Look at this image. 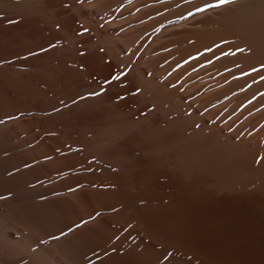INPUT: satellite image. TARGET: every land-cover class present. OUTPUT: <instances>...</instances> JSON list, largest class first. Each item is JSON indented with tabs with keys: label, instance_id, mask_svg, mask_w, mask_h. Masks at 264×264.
<instances>
[{
	"label": "bare ground",
	"instance_id": "obj_1",
	"mask_svg": "<svg viewBox=\"0 0 264 264\" xmlns=\"http://www.w3.org/2000/svg\"><path fill=\"white\" fill-rule=\"evenodd\" d=\"M50 1L0 0V264H264V13Z\"/></svg>",
	"mask_w": 264,
	"mask_h": 264
},
{
	"label": "rangeland",
	"instance_id": "obj_2",
	"mask_svg": "<svg viewBox=\"0 0 264 264\" xmlns=\"http://www.w3.org/2000/svg\"><path fill=\"white\" fill-rule=\"evenodd\" d=\"M12 1H18V2H22V1H24V0H12ZM41 1V0H40ZM68 0H53L52 2L50 1L49 2V4L52 6H54L55 8H52V10L50 11V12H48V16L49 17H51V18H55L56 20H59L60 21V23L64 26V27H68V28H73V27H75V24H74V15L76 14L75 12H73V11H71V13H70V8H69V6L66 4V2H67ZM71 1V0H70ZM163 1H165V0H162V2ZM167 1V0H166ZM168 1H170L171 2V0H168ZM168 1L167 2H165V3H167L168 4ZM173 1V0H172ZM176 1V0H175ZM171 3H173V4H175L174 3V1L173 2H171ZM246 3H250V4H252V6L253 5H255L254 7H255V13H258V15H261L262 13H264V0H252L251 2H246ZM255 3V4H254ZM166 4V5H167ZM42 5V4H41ZM168 5H170V3L168 4ZM167 5V6H168ZM171 6V5H170ZM172 6H174V5H172ZM66 12H68V13H66ZM65 15H64V14ZM38 14H40V13H38ZM62 14V15H61ZM66 14H68V15H66ZM72 14V15H71ZM52 15V16H51ZM70 15V16H69ZM72 16V17H71ZM70 18H71V20H70ZM70 21H69V20ZM73 19V20H72ZM73 24V25H72ZM71 25V26H70ZM28 28V27H27ZM37 28V25H34V26H31L29 29H24V30H26V31H32V30H34V29H36ZM38 37V36H37ZM44 38H39L38 39V42L39 43H41L42 44V48L39 50V52H41V55H43L45 52H47V49L49 50L50 48V46H45L46 44L44 43V40H43ZM28 43V44H27ZM24 44L26 45V47H30V45H31V42L29 41V40H25L24 41ZM46 50V51H45ZM30 56H32V54H27L26 55V58H29Z\"/></svg>",
	"mask_w": 264,
	"mask_h": 264
},
{
	"label": "snow or ice",
	"instance_id": "obj_3",
	"mask_svg": "<svg viewBox=\"0 0 264 264\" xmlns=\"http://www.w3.org/2000/svg\"><path fill=\"white\" fill-rule=\"evenodd\" d=\"M227 2V0H222V3H226Z\"/></svg>",
	"mask_w": 264,
	"mask_h": 264
}]
</instances>
